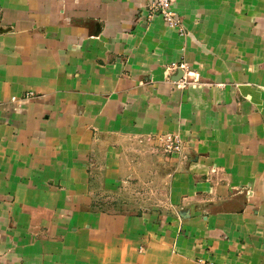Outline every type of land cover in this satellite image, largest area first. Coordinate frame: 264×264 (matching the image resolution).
<instances>
[{"label":"crops","instance_id":"crops-1","mask_svg":"<svg viewBox=\"0 0 264 264\" xmlns=\"http://www.w3.org/2000/svg\"><path fill=\"white\" fill-rule=\"evenodd\" d=\"M148 3L0 0V264H264V0H173L184 35Z\"/></svg>","mask_w":264,"mask_h":264},{"label":"rangeland","instance_id":"rangeland-1","mask_svg":"<svg viewBox=\"0 0 264 264\" xmlns=\"http://www.w3.org/2000/svg\"><path fill=\"white\" fill-rule=\"evenodd\" d=\"M173 62H176L177 65L182 66V68L184 69V71H186L187 78H186V85H184V82H179V80H176L173 78V75H176L178 73L179 70H172L171 68H169ZM169 64L166 65L165 67V76L167 78V80H169L170 82L173 83V85H175L176 88L178 89H185L189 86H191L192 84H195L196 82L198 83L197 78H199V75H197V73L190 68L189 64L184 60V58H181L177 61H173ZM191 82V83H188ZM200 82V81H199ZM201 83V82H200ZM35 93V92H34ZM18 98L23 97V95L21 96H17ZM24 102L21 103H15L17 106H21ZM148 135L142 136V135H133L132 136V140H134L135 142H139L140 144H144V143H148ZM158 135V134H157ZM133 141V142H134ZM154 142L155 141H151ZM149 142V143H151ZM166 153V152H165ZM168 154V153H167ZM140 188V187H138ZM147 188V187H146ZM155 191H153L152 189H154V187H149L147 188V193L146 194H150L151 196L154 194H157L160 198V205H163L166 201H167V183L166 182H159L155 185ZM161 189V190H160ZM145 189L144 188H140L138 190L135 189V193L131 192L129 189H122V191L118 190L112 193L109 192H104V190H101L100 194H99V202L100 205L102 206V208H106V209H110V210H127V209H135L137 202L139 201L140 203L142 202V200L137 199L139 197V195H136L137 192L141 193L144 192ZM144 201H148L151 203H158L155 201V199H143ZM184 212V211H181ZM181 217H184V213H180L179 214ZM203 262V261H200ZM209 264V262H207ZM205 263V264H207ZM211 264V263H210Z\"/></svg>","mask_w":264,"mask_h":264},{"label":"built area","instance_id":"built-area-1","mask_svg":"<svg viewBox=\"0 0 264 264\" xmlns=\"http://www.w3.org/2000/svg\"><path fill=\"white\" fill-rule=\"evenodd\" d=\"M148 8L149 20H151L155 15H160L168 26L178 30L181 35L187 33L182 16L175 9L173 0H149ZM169 68H171L172 70L183 71L182 77H180L178 80L179 82H184V85H186V78L188 74L186 73V71H184L182 66L177 65L176 62H173ZM35 96L36 94L33 91H27L23 95V97L18 98L17 96H12L11 101L14 103H21L24 102L26 99ZM148 141H155L159 143V145H161L162 150L168 154L183 155L184 142L181 137L176 133L149 135Z\"/></svg>","mask_w":264,"mask_h":264},{"label":"water","instance_id":"water-1","mask_svg":"<svg viewBox=\"0 0 264 264\" xmlns=\"http://www.w3.org/2000/svg\"><path fill=\"white\" fill-rule=\"evenodd\" d=\"M183 71H178V73L175 75L174 79L178 80L180 77H182Z\"/></svg>","mask_w":264,"mask_h":264}]
</instances>
